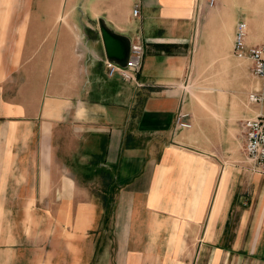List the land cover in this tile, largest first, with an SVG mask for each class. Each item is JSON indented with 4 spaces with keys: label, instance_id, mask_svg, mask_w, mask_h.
<instances>
[{
    "label": "crops",
    "instance_id": "obj_1",
    "mask_svg": "<svg viewBox=\"0 0 264 264\" xmlns=\"http://www.w3.org/2000/svg\"><path fill=\"white\" fill-rule=\"evenodd\" d=\"M207 1L97 0L83 13L74 0L41 31L34 19L4 28L18 15L0 13V264H94L102 225L108 264H192L186 241H264V172L222 155L264 106L182 87L231 54L242 19L241 3ZM99 18L142 43L139 86L104 75ZM246 24L247 44L264 45ZM178 113L189 129L175 126Z\"/></svg>",
    "mask_w": 264,
    "mask_h": 264
},
{
    "label": "rangeland",
    "instance_id": "obj_2",
    "mask_svg": "<svg viewBox=\"0 0 264 264\" xmlns=\"http://www.w3.org/2000/svg\"><path fill=\"white\" fill-rule=\"evenodd\" d=\"M70 1L73 2L74 0H2V3L0 4V13L18 15L16 22L5 20L3 22L4 28H9V25L13 24L18 25L20 31H25L27 29L28 21L34 19L35 29L41 31L44 29V21L47 23L49 19L55 20L58 15L65 14V12L67 13L69 10H71V8H73L72 6H67ZM217 1L218 0H215V2H213L214 6L216 5ZM234 1H236L237 4L241 3L243 8L242 19L237 20L236 23H245L247 29L246 18H250L253 21L255 28V33L253 36L257 39L264 40V29H262V27H264V0H233V2ZM96 2L97 0H79V3L86 5L84 7L85 9L83 13H89L91 4ZM78 8L80 9V5H78ZM78 8H75V11L72 10V12H80ZM56 25H58V22H52L51 29H55ZM245 44L249 47L247 44V33ZM193 73L192 79L188 83H184L182 86L186 93L190 94L191 96H204V98L208 96L219 95L227 96L228 104L231 103L233 106L236 104V109H239V106H244L247 103L246 99L249 92L261 86L260 81L256 80L252 76L250 63L246 60H236L232 57V54L218 61L212 60L209 64V67L196 69L193 71ZM239 136L240 135L238 133L236 138L232 139L231 143L226 142L224 144L225 148L222 149V155L226 156L228 162L230 160H236L240 158L244 160L243 153L240 149L242 139ZM211 152L212 157L214 154L216 155L214 150ZM237 167V165L235 167L231 165L226 166L227 169H237ZM89 187L92 189L94 187L93 191L98 192L100 195L101 192L103 193L100 182H94L92 185H89ZM108 189L109 192H107V189L105 188L104 197L100 198L105 202L106 210H110L115 202V199L113 198L114 189L112 187H109ZM243 193V207H247L249 203V194L245 190ZM52 202L57 201L56 199L54 201L52 199ZM110 237L111 232L109 227H104L102 225L99 240L100 250L98 249V252H102L97 254L94 264H108L107 259H109V257H106V260L100 259V254H102L104 251H107V255H112V246L106 248V244H108ZM186 242L188 244L187 248L189 249L190 253L194 254L196 259L198 257V260L193 261L194 264H201L200 260H202V255L208 256L218 253H220L223 257L226 256V260H223L222 262L212 261L211 264H264V261H257L254 256L258 254L264 255V241ZM212 259L214 258L212 257Z\"/></svg>",
    "mask_w": 264,
    "mask_h": 264
},
{
    "label": "built area",
    "instance_id": "obj_3",
    "mask_svg": "<svg viewBox=\"0 0 264 264\" xmlns=\"http://www.w3.org/2000/svg\"><path fill=\"white\" fill-rule=\"evenodd\" d=\"M213 0L207 1V6L211 7ZM137 16V9L131 12V17ZM246 25L238 22L234 26L231 41V54L236 60H246L251 65L252 76L260 81L261 88L253 90L247 95L249 104L264 106V45L246 46ZM143 59V46L139 40L130 41L127 61L123 68L118 67L106 60L103 63L104 75L107 78L118 77L126 83H133L139 86L136 76L140 72ZM189 115L178 113L175 117V126L179 129H189ZM243 156L248 160L253 170L258 173L264 172V113H258L254 117L245 119L243 122Z\"/></svg>",
    "mask_w": 264,
    "mask_h": 264
},
{
    "label": "water",
    "instance_id": "obj_4",
    "mask_svg": "<svg viewBox=\"0 0 264 264\" xmlns=\"http://www.w3.org/2000/svg\"><path fill=\"white\" fill-rule=\"evenodd\" d=\"M96 23L105 60L123 68L127 61L130 41L114 33L102 19H97Z\"/></svg>",
    "mask_w": 264,
    "mask_h": 264
},
{
    "label": "trees",
    "instance_id": "obj_5",
    "mask_svg": "<svg viewBox=\"0 0 264 264\" xmlns=\"http://www.w3.org/2000/svg\"><path fill=\"white\" fill-rule=\"evenodd\" d=\"M104 204H105V202H104Z\"/></svg>",
    "mask_w": 264,
    "mask_h": 264
}]
</instances>
